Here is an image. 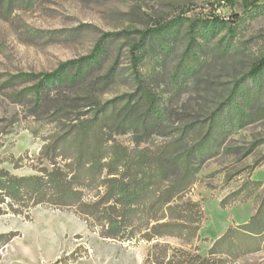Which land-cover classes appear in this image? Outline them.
I'll return each mask as SVG.
<instances>
[{
	"label": "rangeland",
	"instance_id": "1",
	"mask_svg": "<svg viewBox=\"0 0 264 264\" xmlns=\"http://www.w3.org/2000/svg\"><path fill=\"white\" fill-rule=\"evenodd\" d=\"M252 1L0 0L1 167L33 174L47 138L105 105L113 124H157L113 127L129 147L212 124L188 194L203 208L200 239L166 240L206 255L254 215L260 199L250 181L264 183V67L253 73L264 59V0ZM26 155L32 163L14 168ZM7 233L14 237L0 242V264H145L149 247L102 238L73 213L41 205L27 218L0 215ZM234 264H264V247Z\"/></svg>",
	"mask_w": 264,
	"mask_h": 264
},
{
	"label": "trees",
	"instance_id": "2",
	"mask_svg": "<svg viewBox=\"0 0 264 264\" xmlns=\"http://www.w3.org/2000/svg\"><path fill=\"white\" fill-rule=\"evenodd\" d=\"M263 67L264 59L253 73ZM82 77L67 76L60 85L73 86ZM109 111L112 107L105 105L92 118L47 138L38 164H29L33 174L15 175L0 165V215L27 218L37 205L71 212L102 238L148 244L145 264H234L264 247V183L255 180L250 185L258 191L260 203L247 222L230 226L206 255L185 246L200 239L205 219L201 202L188 194L195 183L194 163L202 161L212 124L185 126L161 144L141 147L138 141L129 147L112 137L113 127L145 131L157 124H147L148 118L143 124H124L125 120L113 124L117 116ZM24 158L32 163L28 155L20 156L14 159V168L22 167ZM13 237L0 234V242L6 245ZM167 239L185 245L174 246ZM61 263L60 258L53 264Z\"/></svg>",
	"mask_w": 264,
	"mask_h": 264
}]
</instances>
